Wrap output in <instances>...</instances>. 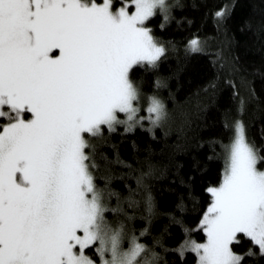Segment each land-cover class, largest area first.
<instances>
[{"label": "snow or ice", "instance_id": "snow-or-ice-1", "mask_svg": "<svg viewBox=\"0 0 264 264\" xmlns=\"http://www.w3.org/2000/svg\"><path fill=\"white\" fill-rule=\"evenodd\" d=\"M113 3L0 0V264H97L86 250L99 264L159 259L135 235L124 247L123 222L114 225L106 217L123 212L119 196L97 186L86 149L93 147L88 137L103 138L105 129L142 126L141 91L129 73L136 65L157 68L165 57L147 22L160 13L167 21L169 4ZM199 44L192 40V50ZM146 111L153 127L167 116L155 95ZM223 147V179L207 190L213 199L199 226L206 242L186 239L175 249L181 258L194 253L197 264H241L245 255H255L233 251L237 234L264 256V171L242 122L234 123ZM113 196L118 207L109 209ZM127 203L136 206L135 200ZM144 205L151 214L150 195Z\"/></svg>", "mask_w": 264, "mask_h": 264}, {"label": "trees", "instance_id": "trees-1", "mask_svg": "<svg viewBox=\"0 0 264 264\" xmlns=\"http://www.w3.org/2000/svg\"><path fill=\"white\" fill-rule=\"evenodd\" d=\"M121 2L114 0V8ZM167 3V21L160 13L147 22L165 47V57L157 68L136 65L129 73L141 91L142 126L126 131L118 125L112 133L105 129L103 138L88 137L93 147L86 151L96 165L92 172L97 186L119 196L123 212L109 211L106 217L114 225L123 222L124 247L135 235L157 254L156 264H195L194 253L181 258L175 249L186 239L206 241L199 226L213 199L207 190L222 182L223 146L229 144L236 121L245 126L247 140L260 157L258 166L264 167V0ZM222 10L227 14L218 19ZM194 39L200 42L199 51L192 50ZM152 95L167 112L157 127L147 119ZM149 195L151 214L144 205ZM129 199L136 201L134 208L128 207ZM107 205L117 208V197ZM237 239L235 253H255L245 255L241 264H264L258 247L243 234ZM86 254L99 263L94 251Z\"/></svg>", "mask_w": 264, "mask_h": 264}, {"label": "rangeland", "instance_id": "rangeland-1", "mask_svg": "<svg viewBox=\"0 0 264 264\" xmlns=\"http://www.w3.org/2000/svg\"><path fill=\"white\" fill-rule=\"evenodd\" d=\"M121 115H124L123 117H121ZM25 117L26 118H31V114L30 113H26L25 114ZM119 118L121 119V120H123V119H125V114H119ZM4 123V121H0V124H3ZM257 153V152H256ZM257 155H258V153H257ZM258 157H259V155H258ZM259 161H260V157H259V159H258V162H257V168L259 169V170H261V171H264V167H259L258 166V163H259ZM219 187V186H218ZM215 188V187H214ZM211 205V204H210ZM209 205V206H210ZM209 206L207 207V209L209 208ZM207 209H206V211H207ZM206 211L204 212V214L206 213ZM204 214H203V216H204ZM203 218V217H202ZM202 220V219H201ZM206 241H204V242H197V243H205ZM93 259V258H92ZM97 264H99V263H97ZM195 264H197V261H196V263Z\"/></svg>", "mask_w": 264, "mask_h": 264}]
</instances>
